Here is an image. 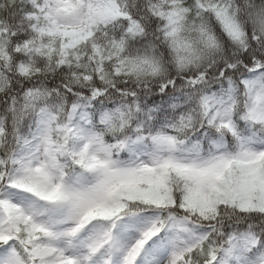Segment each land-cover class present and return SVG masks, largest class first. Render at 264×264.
Wrapping results in <instances>:
<instances>
[{
    "label": "snow or ice",
    "instance_id": "6c2138e0",
    "mask_svg": "<svg viewBox=\"0 0 264 264\" xmlns=\"http://www.w3.org/2000/svg\"><path fill=\"white\" fill-rule=\"evenodd\" d=\"M0 264H264V0H0Z\"/></svg>",
    "mask_w": 264,
    "mask_h": 264
}]
</instances>
